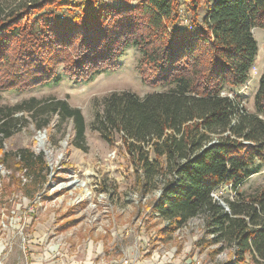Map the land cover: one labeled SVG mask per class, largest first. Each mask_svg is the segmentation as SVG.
Instances as JSON below:
<instances>
[{
  "label": "trees",
  "instance_id": "trees-1",
  "mask_svg": "<svg viewBox=\"0 0 264 264\" xmlns=\"http://www.w3.org/2000/svg\"><path fill=\"white\" fill-rule=\"evenodd\" d=\"M7 1L0 0V92L56 82L59 72L90 81L135 49L144 83L166 90L111 94L97 132L110 143L120 136L138 176L163 181L153 212L171 231L200 217L218 252L234 250V264L246 258L264 264V189L238 191L264 162V64L254 113L240 107L242 99L221 96L249 79L258 54L253 31L264 32V0ZM55 106L82 140L80 112L63 101ZM21 153L25 168L41 166V157ZM224 184L234 192L224 199L228 211L211 196Z\"/></svg>",
  "mask_w": 264,
  "mask_h": 264
},
{
  "label": "rangeland",
  "instance_id": "rangeland-1",
  "mask_svg": "<svg viewBox=\"0 0 264 264\" xmlns=\"http://www.w3.org/2000/svg\"><path fill=\"white\" fill-rule=\"evenodd\" d=\"M122 1L133 6L138 0ZM253 35L258 54L247 85L228 91L242 99L239 102L248 113L255 112V84L264 64V32L255 29ZM139 60L140 54L130 48L115 68L90 81L76 82L59 72L56 82L23 92H0V216L13 228L3 235L12 245L6 260L221 264L232 258L231 249L223 246L218 252L221 246L208 242L211 237L203 225L171 231L155 217L153 205L160 198L163 181L138 176L120 136L116 134L110 143L97 132V119L111 94L129 92L143 97L166 90L144 83ZM31 99L36 104L29 108L26 103ZM57 101L80 112L85 124L82 140L76 137L74 121L62 120ZM14 108L18 110L8 113ZM21 152L41 157V166L25 168L20 163ZM253 172L238 189L244 195L264 189V162H257ZM68 183L74 184L62 189ZM229 186L218 187L223 200L231 197ZM23 223L26 253L20 249L17 234ZM244 263L251 264L249 258Z\"/></svg>",
  "mask_w": 264,
  "mask_h": 264
},
{
  "label": "built area",
  "instance_id": "built-area-1",
  "mask_svg": "<svg viewBox=\"0 0 264 264\" xmlns=\"http://www.w3.org/2000/svg\"><path fill=\"white\" fill-rule=\"evenodd\" d=\"M239 95V94H237ZM221 96H225V97H228L229 99H234L236 97V94L235 93H229V92H225L223 91L221 93ZM240 107L243 108L244 106L241 104L240 102ZM216 143V140L212 141L210 144H215ZM244 144H248L246 142H243ZM164 185V183H163ZM222 186V185H221ZM163 188V186H162ZM220 188V186H219ZM217 188L213 193H212V198L214 201H216L222 208L223 210L225 211H228V207L225 203V201L222 199V197L220 196L221 194H217V191L218 189ZM229 190L232 191L231 193V197L229 198L230 200L233 199L234 197V192L232 190V186H229ZM161 193H162V189L159 191V194L161 196ZM221 193V192H220ZM154 216L157 217L158 219H161L163 221L164 224L168 225L169 226V221H166L164 219H162L158 213H154ZM18 221L20 222V218H18ZM204 225V222H203V219L200 218V217H196V218H193L191 219L189 222H187L186 224H184L183 226H181L180 228L177 229V231H182V230H187L189 229L190 227H196L198 225ZM12 228V225L6 223L5 221V216H3V214L0 216V251H3V256L0 257V264H9V260H6L9 252L11 251V243L10 241H6L4 240L5 237H3V235L5 236L6 232L8 233ZM23 229H24V223L21 224V226H18L17 228V234L19 235V243H20V249L23 253H26L27 252V249H28V241L26 240V237L23 235ZM4 238V239H3ZM7 240H8V237H6ZM212 238V236H211ZM232 251V258L230 260H227V264H234L236 263L237 261V257L235 256L234 254V250L231 249ZM221 261V260H219ZM225 260H223V262H220L221 264H225L224 263ZM32 263V260H29L28 258H25L24 260H15L12 264H31Z\"/></svg>",
  "mask_w": 264,
  "mask_h": 264
},
{
  "label": "crops",
  "instance_id": "crops-1",
  "mask_svg": "<svg viewBox=\"0 0 264 264\" xmlns=\"http://www.w3.org/2000/svg\"><path fill=\"white\" fill-rule=\"evenodd\" d=\"M262 71H263V63H262V68H261L260 76H261V74H262ZM259 78H260V77H259ZM259 78H258L257 81H259ZM246 85H247V84H246ZM257 87H258V85H257V83H256V84H255L254 94H255V92H256V90H257ZM236 90H239V88L236 89ZM12 261H15V260H12ZM12 261L9 260V263H12ZM45 261H46V260H32V263H31V264H43ZM46 263H47V262H45V264H46Z\"/></svg>",
  "mask_w": 264,
  "mask_h": 264
},
{
  "label": "bare ground",
  "instance_id": "bare-ground-1",
  "mask_svg": "<svg viewBox=\"0 0 264 264\" xmlns=\"http://www.w3.org/2000/svg\"><path fill=\"white\" fill-rule=\"evenodd\" d=\"M73 181H74V180H73ZM74 183H75V182H74ZM74 183H71V184H70V183H68V184H70V185L64 186V187H62V189H64V188H66V189H67L69 186L71 187V185H72V184H74ZM60 185H61V184H60ZM58 188H59V187H58Z\"/></svg>",
  "mask_w": 264,
  "mask_h": 264
}]
</instances>
